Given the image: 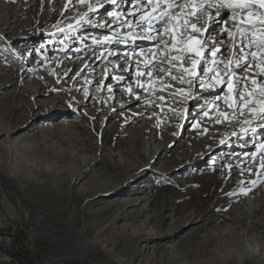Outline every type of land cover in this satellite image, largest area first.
<instances>
[{"label":"rangeland","instance_id":"rangeland-1","mask_svg":"<svg viewBox=\"0 0 264 264\" xmlns=\"http://www.w3.org/2000/svg\"><path fill=\"white\" fill-rule=\"evenodd\" d=\"M118 1L99 0L89 4L88 0H54L51 6L52 0H0V258H9L12 264H241L232 258L244 246L259 249L264 242V235L255 240V235L241 233L249 224L247 217L235 223L226 220L233 208L250 204L248 195L256 193L255 202L263 203L257 190L264 181L253 187L237 163L249 160L251 156L238 155L239 149L247 148L243 143L254 141L243 135L229 142L232 132H227L204 149V153L187 156L188 152H182L186 147L183 144H190L189 148L194 144L196 139L191 134L198 132L196 141L210 135L205 134L204 126L215 107L218 111L229 109L228 81L213 87L203 83L201 90L199 85L191 86L190 90L189 83L177 81L152 92L142 91L144 87H141L139 90L146 99L117 107L125 97L127 83L134 84L133 79H137L132 69L134 63L122 60L128 56L127 45H132L131 55L148 43L159 51L163 40L159 38L153 43L148 40V34L134 27L127 32L128 27L118 31L119 25H115L111 28L117 29L115 33L103 31L101 28L108 27L110 21L119 22L118 14L123 12L127 17L135 6L133 2L140 3V0H123V9H119ZM91 6L96 7L88 8ZM217 17L219 23L213 31L221 29L227 33V27H221L227 15ZM136 18L132 24L137 23ZM12 20H17L13 32L6 34L5 21ZM209 31L207 28L206 32ZM40 32L59 38L43 36L42 43L50 44L44 48L35 42L34 46H39L34 54L29 60L23 59L19 49L38 39ZM95 33L103 36L96 37ZM70 40L74 42L69 43ZM106 40L111 48H102L101 42ZM144 41L147 42L140 46ZM67 43L75 51L64 61L55 50L63 49ZM86 46L89 47L80 50ZM226 46L225 53L228 42ZM100 51L104 55H95ZM111 51L118 54L111 55ZM84 55H90L86 62L82 59ZM206 56L208 63L200 60L201 73L196 75L195 82L209 64L208 53ZM95 59L100 68L90 71L86 63ZM20 60L27 62L30 74L35 76L22 73ZM103 64L112 65L116 72L109 75L102 72ZM153 65L157 70L151 69L152 73L141 80L147 78L149 85L153 82L160 86L162 83H156L153 77L159 76L158 68L167 66ZM148 69L144 68V72ZM236 71L245 73L242 69ZM114 75L121 81H113ZM42 82H46L45 90L40 88ZM90 82L94 83L90 86ZM112 84L119 89H110ZM34 90L41 95L32 93ZM74 93L80 99L76 105L67 102ZM127 95L130 98L128 92ZM215 96L220 97L218 105L209 106L211 97ZM141 110L143 113L134 116ZM158 120L160 125L151 131L154 132L151 139L159 144L158 152L167 143L169 149L162 152L159 162L149 169L137 170L136 174H132L130 165L110 164L101 146L124 150L125 139L130 134ZM102 122L107 124L105 128ZM261 123L259 118H254L239 129ZM51 127L54 130L50 131ZM148 141L151 143L146 132L140 143ZM235 151H238L236 155H224ZM129 160L141 164L134 156ZM82 166H86V174L74 183L71 175ZM127 173L131 176L127 177ZM108 183L112 186H107ZM247 190L251 191L246 193ZM252 222L264 224V210ZM227 227L233 230L218 245L215 236Z\"/></svg>","mask_w":264,"mask_h":264},{"label":"bare ground","instance_id":"bare-ground-1","mask_svg":"<svg viewBox=\"0 0 264 264\" xmlns=\"http://www.w3.org/2000/svg\"><path fill=\"white\" fill-rule=\"evenodd\" d=\"M52 1L53 2H51L52 3L51 6H54V0H52ZM98 1L99 0H88V3L90 4V3L98 2ZM100 1H102V0H100ZM170 2H171V0H140V3H137V1L133 2V4L135 3V6L133 8H131V11H128L130 13L127 15V17H126V15H123V12H122V15H121V13L117 15V17H121L119 19V22L113 20V21H110L111 24H109L108 27L101 28V29H104L103 31H110L111 34H113L117 31V29H111L112 26L119 25L118 31L122 27H128L129 29L127 30V32L131 31L134 27V30H135V28H137L139 32H144V33L148 34V40H152L153 43L158 42L159 38H161V39L163 38V40H161L160 47H159L160 52L158 50H156V48L154 46L153 47L150 46V45H152L151 43H148V44H146V46L141 47L137 53L134 52L133 54H131L132 53L131 52L130 53L131 55H129V50H132V49H130L132 47V45H129V44L127 45V47H126L127 49H125V51L127 53L124 51L123 52L126 53L128 56H124L122 58V60L124 63L125 62H127L129 64H131L130 62L134 63L132 69H133V72L137 74V79H135V80L133 79L134 84H136V85H134L132 83L131 84L127 83V87L124 89L125 97L120 99L117 107H121L124 104L129 105V103L132 101H139L141 99H146V96L143 94L142 91L152 92L154 90H158V89L160 90L161 88H168V87H166V85H168V86L173 85L172 83L173 82L175 83L176 80L172 79V75H179L180 72L183 71L184 67H188V68L191 67L190 62L188 61L187 57H191L192 59L199 61V56L193 50L197 49V48H201L204 50L206 48L207 49L206 52L208 53V55H210L209 64L207 65V67H205V70H204V73H207V75H205L203 73L202 77L200 78L201 80L199 79L197 82H195L194 80L196 79V77H195V79H193V75H196V73H199V72L201 73V70L199 71V65H197V69L195 70V73L191 74V75L189 74V76H186L187 74L185 73L184 79L192 81V83L190 84V88H189L190 90H191V86L197 87V85H199V87H200L199 89L201 90L204 86L203 83L204 84L208 83L207 87L208 86L213 87V86H217V84H219V83L223 84L226 81H228V86H226V87H228V91L230 92L229 93L230 96H228L229 98H228V102H227V107H229V109L228 110L222 109L221 111H218L215 107V109L211 112L213 114H210V117H207V121H208L207 126H204V128L206 129L205 134L210 133V135L205 137L201 141H196L198 132L191 134L190 135L191 138H195L196 140H195V142L193 141L194 144L192 145L191 148H189L190 144H183V147H185V146L186 147L182 152H188L187 156L199 154L200 151H202L204 153V151H205L204 149L207 150L210 147L211 143L215 142L216 139H218V138L221 139L223 137L222 133L232 132L230 134L229 142H232V141H234V140H236L239 137L244 135L247 137V139L249 141H254V143L253 144L250 142L247 144L243 143L247 148H245L244 150L239 149L241 151V153L238 155L241 157H244V156H251V157L249 158L248 161L247 160H241L237 163H238V165L242 171L243 177L247 178L249 184H251L253 187H256L257 184H260L264 181V122H262L260 125L252 124L251 126L245 127L241 130L239 128L245 124L253 122L254 118L260 119V116L264 115V111H262V108H264V95H262L259 91V89L261 87L260 82L264 81V74H259L256 76L253 75L254 73L260 72V69L256 67V64H260V65L264 66V55L261 54V48L258 46V44L256 46H253L250 44L249 47L244 49V52L245 53L255 52L256 55L254 57L253 56H244V60H249V59L253 60L254 63H253L252 70L246 71L244 74L240 73V72L238 73L237 71L234 70L235 68H238V67H236L235 64H232L230 66L231 70L234 71L237 75L229 76V77L225 76V74H224L223 64L222 63L218 64L217 61H223L224 58L227 60H230L231 55H232V60H234L233 53L237 52V49L235 48V45L233 44L232 39L229 38V34L230 33H232V34L237 33L238 28L250 27L252 23L259 25L260 13H264V8H261L259 6V4H252L250 12L247 9L244 12H240L239 10H237L235 13V16H233L231 14L230 10H228V9H221L219 12H217V9L214 7L208 8L207 9L208 15L207 16H201L200 17V23L204 24L205 20H207L208 22L210 20V22H209V25H211L210 28L216 27L218 24V20L216 17L219 14H226L227 17L224 18V20H222V22H224L223 23L224 25L221 24L222 25L221 27L226 26L228 28V31H227V33L224 34V33H219L221 29H218L217 33H219L220 36L217 37V36H211L213 31L208 32V34H210V36H207V33L205 36V32H195V31H192L191 29H189V32H191V35L193 37H197L202 41H204V40L207 41V43H205V44L197 45L194 41L189 40L186 35H182L181 24H182V21L187 18L186 14L188 12H190L189 8L185 7L183 12H180V9H177V8L170 9V11L172 13L179 14V18L178 19H176V18L170 19L169 24H167V25L163 24L160 20L156 19V17H159L161 15V13H160L161 8H163L165 10H169L168 4ZM176 2L179 3V0H176ZM197 2L199 3V0H197ZM205 2H206V0H205ZM76 3H74V5H76ZM70 7H72V6H70ZM93 7H96V6H91L88 8H93ZM118 7H120L119 9H123V0L118 1ZM22 15H23V13H22ZM136 16H137V18H136ZM135 18H136V20H138L137 23H134L136 25L132 24V22ZM107 19L111 20V17L110 18L107 17ZM191 19L195 20V17H192ZM218 19H220V18H218ZM116 20H118V19H116ZM16 21L17 20L5 21V26L3 27V30L5 31L6 34L13 32V29H14L13 24H15ZM102 24H106V23H102ZM124 24H126V26H124ZM207 24H205L204 27ZM165 27L168 28L167 32H165L163 30ZM154 32H156L155 36H152V33H154ZM136 33H137V31H136ZM79 35L80 34H78V36ZM81 35H83V34H81ZM94 35H97L96 37H100V36L102 37L103 36V34H100V33L99 34L95 33ZM255 35H256L257 42H259L260 33L256 32ZM43 36H44V33L40 32L38 35L39 40L37 38H34L31 41L22 45V47L19 50L22 51L21 57L23 59L29 60V56H32L34 54V50L39 46V45L34 46L35 42L38 41L39 44H43L42 47H44V48L50 44V43L49 44L42 43V41H41L42 38L46 37L47 35L44 37ZM52 36H47V37L52 38ZM107 37H108V35L104 36L103 37L104 39H102V40H105ZM53 38H59V37L54 35ZM82 38L84 40H88L86 35H83ZM109 38H112L111 35ZM73 39L75 40L76 37ZM215 39H220L219 41H221V40L224 41L223 44H219V45L215 44V48L222 46V49H224L225 43H227V42L229 43V48H228V51L226 52L227 53L226 56H223L225 53L223 54V53H221V51L217 52L215 56L211 55L210 42H212V40H215ZM234 39H235L236 44L241 43L239 35H234ZM56 40H54V42H56ZM26 41H28V40H26ZM165 41H167V50H166V46H165ZM184 41H187V43H184ZM249 41H251V36H249ZM54 42H51V44H53ZM73 42H74L73 40L69 41V43H73ZM90 42L95 47H99L98 43L95 40L90 39ZM146 42L147 41H144V43L141 44L140 46L144 45ZM69 43L65 44V47L63 49L56 48L55 51L59 55V59L65 61L66 59L69 58V56L73 55L75 50L72 51L69 48V46H70ZM109 43L110 42L108 40L102 41L101 42V44H103L102 48H104V49L111 48V46H109ZM56 45H58V44L57 43L54 44V46H56ZM54 46H53V48H54ZM89 46H86L84 49H83V47H81L80 50L84 51ZM232 48L234 49L233 52L231 50ZM175 49H183V52L179 53V55H182L185 58L183 60H176V61L172 62V64H174L176 67L171 68V73L160 72L159 68H158L159 76H154L153 79L156 80V83H159V84L162 83V84H160V86H157L156 84H152L153 82L150 83V85H149L147 83L149 81V79H147V78L141 80L142 76L146 75L148 77V75L150 73H152L150 71L151 69L156 68V70H157V66L153 65V64H161L162 61H165L167 57L178 55V53ZM222 52H224V51L222 50ZM112 54L115 55L118 53L116 51H111V55ZM238 54L244 55V53H238ZM95 55H98L101 57V55H104V53H103V51H100ZM88 56H90V55H84L82 57L83 62H86ZM105 56H106V54H105ZM16 59H19V57L16 56ZM204 59H206V57ZM20 63L22 64L21 66L24 68V71L22 73H24L26 76H35V74H30L29 67H28L29 65L27 64V62H23V60H20ZM74 63H76V62H74ZM107 63H109V61H107ZM243 63H244V61H241V64H243ZM59 64H60V62H58V66H59ZM164 64L167 66V67H164L166 69L171 67L167 63H164ZM182 64H184L183 67H181ZM200 65L202 66L203 64H200ZM86 66L88 69H90V71H95L97 68H100L99 61L97 59L90 61V62L87 61ZM137 67H139L138 70H137ZM146 67L147 68L150 67V69H148L146 72H144V68H146ZM101 68H102V72L106 71L107 75H109L110 73L112 74V73L116 72V69H114L112 65L106 67L103 64L101 66ZM134 70H136V71H134ZM215 73H219V75H217L215 79H210V77H212ZM241 74H243L242 75L243 77H252V78L256 79L257 83L252 84L251 80H248L246 82V84H244V83L238 84L237 80H238V78H240ZM115 75H119V74L116 73ZM115 75L112 78L113 81H116V80L121 81V78L119 76H115ZM126 78L131 79V76L126 74ZM209 79H210V81L208 82ZM202 81H203V83H202ZM93 83L94 82H90V86ZM51 85H52V83H51ZM130 85L132 87V88H130L131 90H129ZM229 85L231 86V89H230ZM45 86H46V82H42L40 84V88H42L44 90H45ZM141 87L142 88L144 87L143 88L144 90H142V91L139 90ZM52 88H55V86ZM52 88H50L51 91H52ZM149 88H150V90H149ZM50 89H48V90H50ZM110 89L118 90L119 88L116 85L112 84L110 86ZM245 89H246V91H245ZM127 92L130 94V96H129L130 98H128ZM32 93H35V94L37 93V96L41 95L40 92H38L37 90L32 91ZM234 93H235V95H237L238 98L240 95L243 94L244 95V101H239V99L237 97H235ZM248 93H252V95L249 96ZM105 96L106 95L103 94V97H105ZM219 98H220L219 96H215L213 98L211 97V99L209 101L210 102L209 106L215 105V104L218 105L216 102L220 100ZM64 100H66V98ZM79 100L80 99L78 98V95L76 93H74L70 99H67V102H72L73 105H76L79 102ZM86 103L87 102H85L84 104H86ZM156 105L158 107L160 106L158 104H156ZM108 107L110 108L112 106L110 105ZM162 107H164V106H162ZM128 111H130V110H128ZM140 113H143L142 110L135 112L134 116L139 115ZM241 113H243V114H241ZM160 121L161 120H158L155 123H153V122L147 123V127H142L141 131L137 130L134 132V134H130V136L125 139L126 145H125L124 150H115V149L114 150H112V149L108 150L104 146H101V151L106 155V157L109 159V161H111L110 164L113 167L119 166V165H130L132 168V172H134L132 174H136L137 170H141V168L149 169L150 166L154 165L156 162H159L163 158L162 152L169 151V149L167 147V144H168L167 143V144H165L164 147H160V149H159L160 151L158 152L157 146L159 144H156L151 139V137H153V135H154V132H151V131L153 129L159 127ZM222 121L227 122V123L221 125L220 123ZM130 122L131 121L129 120L128 123H130ZM102 123L104 125L103 128H105L107 124L104 122H102ZM124 123H125V121L123 122V124ZM216 124H218V125H216ZM138 125H140V122ZM49 129H50V131L54 130V128H52V127ZM121 129H122V126H121ZM237 129H239V132ZM248 129H250V130H248ZM146 132H148V136L150 137L151 143L148 141V143H146V144H141L140 139L143 135H145ZM155 133H157V132H155ZM214 133L218 134L219 136H215ZM167 134H169V132H167ZM156 139L161 140L160 143L163 142L161 137L159 139V136H156ZM175 149H178V147H176ZM253 149H254V151H252ZM157 152H158V154L156 155ZM235 153H238V151H235L232 153L228 152V153H225L224 155L232 156V154L236 155ZM133 156L138 159L137 163L141 162V164L139 163V165H138V164L134 163L133 161L129 160V158H131ZM232 164H235V162H232ZM245 164L251 165V168H247L246 167L247 165L245 167H242ZM85 167L86 166H82V168L79 167L76 170V173H72L70 180L73 181L72 179H74V181H75L74 183H76L77 181L82 179V176L85 173V171H84ZM129 174L130 173H127V177L131 176ZM107 186H112V183H108ZM250 191L251 190H247L246 193H249ZM257 191H259L260 195H262V199H263L262 204L255 202L256 193L253 195H248L250 204H248L246 202V203H243L241 205L236 206L235 208H233L228 213L227 219H226V220L233 221L235 223L240 218L247 217L246 220H249V224L245 225L242 228L241 233L243 235H252V236L255 235L256 236V237H254L255 240H259L258 237H261V235H264V224L257 225L256 223H254L255 221L252 222V219L258 214V212L260 210H264V184H261V186L258 188ZM229 230H233V229H230L228 227L223 228V230L220 233L218 232L219 234H217L215 236V240H216V242H218V245H219L220 241L225 240V237H227L229 235V233H231V231L229 232ZM243 249L244 250L238 252L237 256L232 258L234 261L240 260L241 264H244V263L259 264L262 261H264V242H262L260 244L259 249H256L253 247L250 248L248 246H244ZM229 255H231V254H229ZM8 259L0 258V264H12L8 261Z\"/></svg>","mask_w":264,"mask_h":264},{"label":"snow or ice","instance_id":"snow-or-ice-1","mask_svg":"<svg viewBox=\"0 0 264 264\" xmlns=\"http://www.w3.org/2000/svg\"><path fill=\"white\" fill-rule=\"evenodd\" d=\"M83 2V0H81ZM252 4H259L261 8H264V0H199V3L197 0H179V3L176 2V0H171V2L168 4V9L165 10L163 8L160 9L161 15L159 17H156V19L160 20L163 24L167 25L169 24L170 19L172 18H179V14H174L170 11V9L177 8L180 9V12H183L184 8L187 7L190 9V12L186 14L187 18L182 21L181 28H182V35H186L189 40L194 41L197 45H202L207 43L206 40L202 41L197 37H193L191 35V32H189V29L195 32H204L206 31L204 25L208 23L207 20L204 21V24L200 23V17L201 16H207L208 15V8H216L217 12H219L221 9H228L230 10L231 14L235 16V13L237 10L240 12H244L246 9L250 12L251 11V5ZM155 10V9H154ZM192 17H195V20L191 19ZM165 32L168 31V28L165 27L163 29ZM260 33V40L257 42L255 33ZM234 35H239L241 43L236 44ZM210 36V34H209ZM249 36H251V41H249ZM229 38L232 39L233 44L235 45V48L237 49V52L233 53L234 60H223V61H217L218 64H223V71L225 75L229 76H235L237 75L234 71L230 69V65L235 64L236 67L241 68L242 72L249 71L253 68V60H244V56H255V52H244V49L249 47L250 44L253 46H258L261 48V54L264 55V13H260V19H259V25L252 23L250 27L247 28H238L237 33L229 34ZM213 43L219 45L223 44L224 41H217L213 40ZM184 43H187V41H184ZM165 46L167 50V41H165ZM178 53L176 56H169L166 58L165 61H162V63H168L171 67L169 68H160L159 71L161 72H168L171 73V68L176 67L174 64H172L173 61L176 60H183L185 57L182 55H179V53L183 52V49H175ZM207 50V49H205ZM193 51L196 52L197 55H200L199 49H194ZM222 51L219 47L211 49V55L215 56L217 52ZM238 53H244V55H239ZM188 61L190 62L191 67H184L183 71L180 72L179 75H172V79L176 80L178 83H189L191 84V80H185L184 74H194L195 70L197 69L198 61L195 59H192L191 57H187ZM203 62L205 64L208 63L206 59L201 57ZM241 61H244L243 64H241ZM183 67V65H181ZM256 67L260 69L259 73H254L253 75H259L264 74V66L260 64H256ZM207 75V73H204ZM219 75V73H215L210 79H215L216 76ZM193 79H195V75H193ZM248 80H251L252 84H256L257 80L252 77H243L242 74L240 78H238L237 83L241 84L246 82ZM203 83V81H202ZM261 87L259 89L260 93L264 95V81L260 82ZM230 89L231 86L229 85ZM246 91V89H245ZM249 96L252 95V93H248ZM161 99H163L161 97ZM239 101H244V95L239 96ZM262 111H264V108H262ZM243 114V113H241ZM260 120L264 122V115L260 116Z\"/></svg>","mask_w":264,"mask_h":264}]
</instances>
